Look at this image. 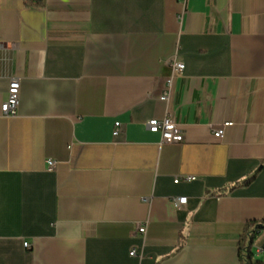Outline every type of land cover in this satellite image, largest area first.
Instances as JSON below:
<instances>
[{"label":"crops","instance_id":"crops-1","mask_svg":"<svg viewBox=\"0 0 264 264\" xmlns=\"http://www.w3.org/2000/svg\"><path fill=\"white\" fill-rule=\"evenodd\" d=\"M13 78L0 264H238L264 219V169L237 184L264 165V0H0V106ZM166 114L181 142L147 129Z\"/></svg>","mask_w":264,"mask_h":264},{"label":"built area","instance_id":"built-area-1","mask_svg":"<svg viewBox=\"0 0 264 264\" xmlns=\"http://www.w3.org/2000/svg\"><path fill=\"white\" fill-rule=\"evenodd\" d=\"M165 65L169 67V74L165 77L163 87L161 89L158 97L161 100H167L170 96L172 90V84L174 79L179 76L183 69V62L179 61L176 56L171 57L165 62ZM18 96H19V80L17 78H13L8 86L7 91V99L1 104L0 110L4 116H14L16 114L17 105H18ZM232 122L226 121L222 124L220 128H217L213 131V136L215 137H223L224 130L226 127L231 126ZM146 127L152 133H159L162 142H181L183 140V133L180 126L175 122L170 114H166L163 118H150L146 120ZM120 131L119 122L114 123L113 134H117ZM53 160H47V164L49 168H52L54 165ZM194 179L193 176H183L181 178H175V182H179L180 180L190 181ZM184 198H179L178 203L183 202ZM137 231L140 234L145 232V225L139 224L137 227ZM25 247L28 246V243L23 242ZM136 253L135 248H131L129 251L130 255H134Z\"/></svg>","mask_w":264,"mask_h":264},{"label":"trees","instance_id":"trees-1","mask_svg":"<svg viewBox=\"0 0 264 264\" xmlns=\"http://www.w3.org/2000/svg\"><path fill=\"white\" fill-rule=\"evenodd\" d=\"M262 169H264V165L257 168L246 179L241 182H238L237 184L248 185L250 182L253 181L258 171ZM217 192H221V190ZM262 229H264V219L248 222L243 226L242 232L237 242L238 264H264V258L263 260L255 259L254 253L252 251V246L256 233Z\"/></svg>","mask_w":264,"mask_h":264}]
</instances>
